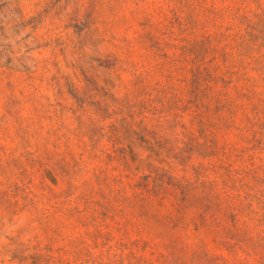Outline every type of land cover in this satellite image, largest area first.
Listing matches in <instances>:
<instances>
[{"label": "rangeland", "instance_id": "rangeland-1", "mask_svg": "<svg viewBox=\"0 0 264 264\" xmlns=\"http://www.w3.org/2000/svg\"><path fill=\"white\" fill-rule=\"evenodd\" d=\"M0 264H264V0H0Z\"/></svg>", "mask_w": 264, "mask_h": 264}]
</instances>
